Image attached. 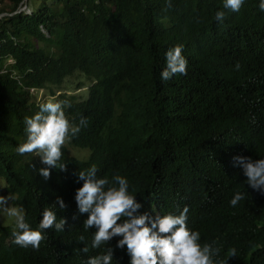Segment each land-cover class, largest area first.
<instances>
[{"label": "trees", "instance_id": "trees-1", "mask_svg": "<svg viewBox=\"0 0 264 264\" xmlns=\"http://www.w3.org/2000/svg\"><path fill=\"white\" fill-rule=\"evenodd\" d=\"M258 2L244 0L232 12L222 0H0V200L23 208L33 228L45 208L65 219L64 231L45 230L36 249L13 244L14 225L0 224V264H86L107 247L112 264H128L119 237L92 248L95 228L83 229L87 213L74 195L80 169L93 164L98 177H126L139 213L178 214L186 206L187 226L218 249L214 264H264V193L244 182L233 161L264 157ZM217 10L225 12L222 23ZM176 45L186 72L161 81L164 53ZM74 81L87 95L67 91ZM43 90L70 105L71 123L87 119L67 137L91 151L79 159L63 144L66 167L47 179L38 156L15 152L24 117L46 101L37 98ZM236 191L245 197L231 207Z\"/></svg>", "mask_w": 264, "mask_h": 264}, {"label": "clouds", "instance_id": "clouds-1", "mask_svg": "<svg viewBox=\"0 0 264 264\" xmlns=\"http://www.w3.org/2000/svg\"><path fill=\"white\" fill-rule=\"evenodd\" d=\"M244 0H222L223 9L238 12ZM258 8L264 12V0H259ZM225 12L217 10L215 20L222 23ZM165 67L160 72L161 81L169 80L174 74H185L187 60L182 55V46L176 45L165 53ZM240 65H235L239 69ZM70 105L65 101L49 98L38 105V110L31 116L24 117L25 139L19 143L15 152L19 155L33 153L40 158L44 167L38 173L47 179L52 168L63 171L66 167L61 159V147L68 135H75L81 127L87 126V119L80 116L78 123H71L64 109ZM233 161L242 169L249 187L264 193V157L258 159L234 156ZM95 164L87 169H80L77 179L82 185L75 191L74 199L80 213H87L82 226L85 232L94 227L91 247L98 248L107 244L113 237H119L116 247L125 248L129 256L128 264H214L213 257L218 249L200 241V233L187 226V207L178 214L150 216L147 212L139 213L141 204L136 195L129 191L128 180L120 174L111 178L98 177ZM245 194L236 191L228 201L235 207ZM5 205V200H0ZM65 207L62 198L57 197L54 205ZM7 207V206H6ZM7 215L14 218L11 231L12 243L20 247L36 249L44 239V231L50 227L57 232L64 231L65 219H57L52 208H45L38 226L33 228L25 219L22 209L7 207ZM118 221H120L118 223ZM79 241L85 237L80 235ZM214 243V242H213ZM82 252H88L85 245ZM235 250H232V255ZM111 247L86 259V264H112ZM215 264H223L216 261Z\"/></svg>", "mask_w": 264, "mask_h": 264}, {"label": "rangeland", "instance_id": "rangeland-1", "mask_svg": "<svg viewBox=\"0 0 264 264\" xmlns=\"http://www.w3.org/2000/svg\"><path fill=\"white\" fill-rule=\"evenodd\" d=\"M67 91L69 93H78V94L82 93V94H86L87 95L85 89L77 90V88H76V81H74V83H73V85L71 87L67 88ZM56 92H59V91L56 90ZM37 96H38L37 98L38 99H41V100H43V99H46L47 100L49 98H52L51 95H50V92L45 91V90L38 92ZM64 144L68 146L69 152L72 155H75L79 159H88L90 157V155H91L90 149H82V148H78V147L71 146L70 143H69L68 137L65 138ZM7 199H5V201ZM0 206L2 208V210L0 212V224H9L10 223V224H13L14 225V222H11V221L8 220V219H11V217H9L7 215V207L14 206V207H17L18 209H22L23 212H24V209L23 208L18 207V206H15V205L11 204V202H8V201L5 202V205L3 203H1Z\"/></svg>", "mask_w": 264, "mask_h": 264}]
</instances>
